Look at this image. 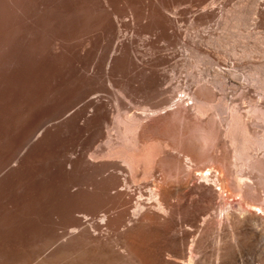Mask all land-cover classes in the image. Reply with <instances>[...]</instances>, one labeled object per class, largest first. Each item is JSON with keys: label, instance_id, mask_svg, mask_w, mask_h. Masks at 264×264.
Instances as JSON below:
<instances>
[{"label": "bare ground", "instance_id": "6f19581e", "mask_svg": "<svg viewBox=\"0 0 264 264\" xmlns=\"http://www.w3.org/2000/svg\"><path fill=\"white\" fill-rule=\"evenodd\" d=\"M233 6V16L227 17ZM189 20L191 23L186 25ZM230 23L244 29L243 37L257 39L258 29L264 28V0H0V258L10 257L2 251L7 241L29 242L37 233L46 242L53 232V214L58 211L50 200L53 147L57 148L53 164L56 169L67 173V164H80L83 169L98 166L102 171L95 191L96 215L100 217L97 227L102 226L104 219L113 231L120 232L131 217L156 215L153 209L157 203L161 218L172 215L175 195L188 188L186 181L162 184L159 191L151 187L148 196L141 193L131 215L134 194L123 167L135 169L143 160V153L124 155L123 162L112 158V150L103 154L101 143L109 138L110 124L124 106L120 98L110 104L96 93L113 88L107 79L116 74L140 75L138 84L128 79L131 90L141 87L139 91L156 95L171 89L190 90L184 91L190 98L177 102L176 108L168 105L165 112L144 109L147 121L129 123L147 132L176 119L185 121L190 116L186 100L200 104L214 93L208 87L215 80L212 84L205 81L206 85L200 81L211 74L221 79L238 67V60L222 57L219 51L225 47V29ZM258 47L247 46L246 55L264 52ZM184 50L191 53V58L194 54L208 61L207 70L202 68L207 72L204 71L198 85L195 83L196 88L185 68L186 74L181 75L182 70L178 77L175 67L160 68L165 63L176 64ZM183 56L184 61L189 55ZM89 57H93L91 62ZM186 59L185 63L189 62ZM191 64L200 68L195 62ZM85 78L93 81L95 95L80 106L63 104L69 87H83ZM231 79L232 85L242 84L234 76ZM250 84L242 86L244 92L255 109L264 111V96H256L252 91L254 85ZM234 86L228 92L227 86L225 97L229 98ZM73 147L75 151L70 154ZM212 172L208 169L201 173L204 190L195 199L193 238L188 242L187 235L180 234L181 249L172 263L264 264L263 245L243 253L237 238L238 223L243 222L242 230L251 233L259 243L264 239V202L258 204L248 196L244 201L250 209L232 210L233 204L230 209L218 201V195L224 192V177L218 173L214 187ZM154 181L156 177L152 184ZM226 220H230L235 248L228 257L221 252L212 256L207 250L213 238L211 227L216 221L222 233ZM74 221L82 219L75 217ZM217 242L222 245L223 237L217 238ZM162 262L170 263L165 259Z\"/></svg>", "mask_w": 264, "mask_h": 264}, {"label": "rangeland", "instance_id": "374dc122", "mask_svg": "<svg viewBox=\"0 0 264 264\" xmlns=\"http://www.w3.org/2000/svg\"><path fill=\"white\" fill-rule=\"evenodd\" d=\"M236 7L234 9L231 7L226 16L231 17L229 14L233 16ZM190 23L189 20L186 25ZM225 30L226 44L223 50L218 48L220 54L223 53L222 57L238 60V67L232 71L234 74L237 73L227 74L229 79L223 76L222 80L221 76L215 78L211 74L213 76L209 75L210 78L206 77L207 80L200 81V78L203 79L205 66H209L208 61H203L205 59L198 56L199 59L192 54L194 61L188 51L190 58L188 56L189 59L184 58L183 61V55L187 54L185 50L179 57L181 62L178 60L175 66L173 63L160 65V68L175 67V71L178 72L173 71V73L177 77L185 68L187 72L184 70L181 75L190 73L186 75L187 77L190 75V81L193 80L191 83L193 88H196L199 81L200 84H205V81L210 80L212 84L215 80L213 86L208 83L211 86L207 87L214 92H211L212 96L208 97V101L200 104L194 103L192 99L185 101L187 106L190 104L188 106L190 116L185 121L176 119L147 132H141L135 125L129 123V120L147 121L149 118L145 112L143 113L144 109L147 111L151 108L162 109V112H165L168 105L170 108H176L177 102L183 103L184 99L190 98L186 95L187 92H184L190 90L182 92L171 89L167 93L157 95L139 91L141 87L131 90L128 87L130 85L127 84L128 79L138 84L140 75L132 74L127 77L124 74H116L110 75L107 79L108 85L113 84V88L96 93L103 101L110 104H114L120 98L124 106L110 124L109 138L103 139L101 143L103 154L112 150V158L117 162H123L124 155L143 153L144 158L135 169L123 167L124 176L129 177L128 185L132 189L130 192L134 194L131 215H134L135 203L141 193L148 196L151 187L159 191L162 184L167 185L168 182L180 184L186 181L189 184L188 188L175 195L172 215L165 219L161 218L163 214L157 203L155 208L153 206L156 215L145 214L142 219L131 217L122 226L120 232L113 231L104 219H101L102 226L97 227L96 223L100 217L96 215L95 191L100 179L99 173L102 171L97 168L98 166L83 169L80 164L76 167L67 164V173L56 169L53 164L57 148L53 147L51 149L53 187L50 200L53 207L57 206L58 209L53 214V232L46 242L35 233L29 242L3 243L2 251L10 257L0 258V264H173L176 258L174 255L181 249L180 234L187 235L188 242L193 238L191 226L195 217V199H198L204 190L201 186L204 182L201 173L207 172L208 169L213 171L210 177L214 187L217 174L220 173V176L224 177V192L223 195H218V201H222L230 209L231 204H233L232 210L250 209L244 201L248 196L263 205L264 111L255 109L251 105L242 86L246 87L247 84L252 83L250 85H254L252 91L256 96H264V52H255L250 56L245 53L247 46H259L258 48L264 50V28L258 29L257 39L243 37L244 29L236 27L234 23H230ZM84 48H87V45L84 44ZM92 58L89 57L88 62H91ZM185 59L190 63H185ZM193 62L200 68L193 66L191 64ZM83 68L87 69L88 66L84 65ZM239 73L242 74V79H239L242 77ZM233 76L242 84L232 85ZM217 81L220 84H217ZM222 81L230 84H221ZM230 86L234 88L227 98L225 95L231 90ZM93 87V81L85 78L83 87H80V84L69 87L62 103L70 107L80 106L89 97L95 95ZM193 88L191 89L194 90ZM81 122L83 123V120ZM74 151V147L69 150L70 154ZM156 164L157 168L152 169ZM155 177L156 181L152 184ZM70 209L73 211L70 212ZM148 216H151V219ZM75 217H79L82 221H74ZM229 223L230 220H226L221 233L218 231L216 221L213 222L211 227L213 238L207 246L210 255L216 256L221 252L224 257H228L235 248ZM242 223H238L240 227L237 235L238 248L240 247L245 253L246 249L255 245L264 246V239L259 243L251 233L248 234L241 229ZM220 236L223 237L222 245L217 244V238ZM203 247L206 249V245L203 244ZM162 259L169 260L170 263H164Z\"/></svg>", "mask_w": 264, "mask_h": 264}]
</instances>
